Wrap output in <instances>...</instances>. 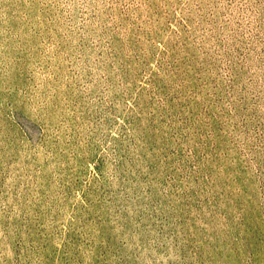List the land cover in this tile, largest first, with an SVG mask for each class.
I'll return each mask as SVG.
<instances>
[{
	"label": "rangeland",
	"instance_id": "obj_1",
	"mask_svg": "<svg viewBox=\"0 0 264 264\" xmlns=\"http://www.w3.org/2000/svg\"><path fill=\"white\" fill-rule=\"evenodd\" d=\"M0 264H264V0H0Z\"/></svg>",
	"mask_w": 264,
	"mask_h": 264
}]
</instances>
